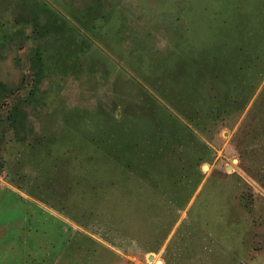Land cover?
I'll return each instance as SVG.
<instances>
[{
	"label": "rangeland",
	"instance_id": "obj_1",
	"mask_svg": "<svg viewBox=\"0 0 264 264\" xmlns=\"http://www.w3.org/2000/svg\"><path fill=\"white\" fill-rule=\"evenodd\" d=\"M260 5L0 0V264H264V76L213 119L201 71L203 130L171 101ZM158 106L190 132L176 160L132 174V196L97 191V124L124 119L150 152L171 137Z\"/></svg>",
	"mask_w": 264,
	"mask_h": 264
},
{
	"label": "trees",
	"instance_id": "obj_2",
	"mask_svg": "<svg viewBox=\"0 0 264 264\" xmlns=\"http://www.w3.org/2000/svg\"><path fill=\"white\" fill-rule=\"evenodd\" d=\"M213 58L215 65L212 69L207 66V60L201 58L196 70L191 71L187 76L186 84L184 83L182 87L178 88V91L173 90L175 93L171 100L180 115L195 123L201 130L205 125L203 107L201 106V102L205 100V94L202 92L203 86L199 82L202 76L201 71H207L211 81L217 86L222 85L219 89L214 87V93L210 99L207 98V101L214 102V106L210 107L213 119H218L233 109L248 105L263 79L264 9L262 5L249 17L241 19L236 27L233 42L226 45ZM227 86L230 87L229 90H222ZM158 109L159 111L155 114L159 116V128L172 138L169 137L170 141H166L164 145L158 146L150 152L147 151V142H144L140 136L138 138L124 119L103 120L97 124V138L93 136L90 139L92 143L97 139V143L94 144L97 148L100 167L102 170L110 169L109 172L97 175V191L103 193L105 191L103 188L107 185L116 190L118 195L132 196V193L136 191L135 184L132 182V174L138 171H144V173L151 171L160 160L164 159L163 151L170 152L171 155L168 156V159L176 160L175 151L184 146L182 138L190 136L189 131L183 127L178 118L163 106H158ZM18 112H20L19 107H15L11 115L14 127L17 125ZM206 113H210L209 110H205ZM155 130V134H157V129ZM93 131L95 130L93 129ZM94 133L91 132V134Z\"/></svg>",
	"mask_w": 264,
	"mask_h": 264
}]
</instances>
